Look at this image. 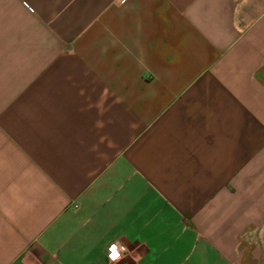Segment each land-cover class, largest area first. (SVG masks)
<instances>
[{
    "label": "crops",
    "instance_id": "crops-1",
    "mask_svg": "<svg viewBox=\"0 0 264 264\" xmlns=\"http://www.w3.org/2000/svg\"><path fill=\"white\" fill-rule=\"evenodd\" d=\"M137 254L264 264V0H0V264Z\"/></svg>",
    "mask_w": 264,
    "mask_h": 264
},
{
    "label": "clouds",
    "instance_id": "clouds-1",
    "mask_svg": "<svg viewBox=\"0 0 264 264\" xmlns=\"http://www.w3.org/2000/svg\"><path fill=\"white\" fill-rule=\"evenodd\" d=\"M123 253H127L126 248L119 241H116L107 247V259L110 262L122 258L121 254ZM139 260H140V255L137 254L135 256L136 264H139Z\"/></svg>",
    "mask_w": 264,
    "mask_h": 264
}]
</instances>
